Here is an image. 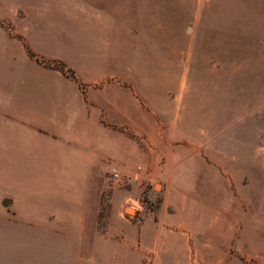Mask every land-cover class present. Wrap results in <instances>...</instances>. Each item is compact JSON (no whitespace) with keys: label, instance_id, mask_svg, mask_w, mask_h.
Masks as SVG:
<instances>
[{"label":"rangeland","instance_id":"374dc122","mask_svg":"<svg viewBox=\"0 0 264 264\" xmlns=\"http://www.w3.org/2000/svg\"><path fill=\"white\" fill-rule=\"evenodd\" d=\"M154 1L153 19L113 31L82 0H0V110L9 53L45 99L120 101L98 114L96 212L85 183L42 199V222L56 224L42 237L56 244L41 264H264V0ZM133 127L166 129L175 145L109 144Z\"/></svg>","mask_w":264,"mask_h":264},{"label":"crops","instance_id":"0c3cea01","mask_svg":"<svg viewBox=\"0 0 264 264\" xmlns=\"http://www.w3.org/2000/svg\"><path fill=\"white\" fill-rule=\"evenodd\" d=\"M82 1V15L98 13L110 22L113 31L122 20L153 19L152 7L161 4L154 0ZM13 54L9 53L8 58L15 68L10 69L6 101L0 110V264H41L42 260L49 262L55 257L49 250L42 251V246L56 244L54 237H42V230L50 231L51 226H56L42 222V212H47L42 210V199L49 207L51 198L55 200L58 182L66 183L69 192L85 183L86 193H82L84 197L87 194L93 213L96 212L97 193L91 183L94 170L104 157L106 141L98 114L104 109L110 116V109L120 101L95 94L90 95V105L78 95L72 99L64 95L45 99L40 93L39 78L34 73L25 77L13 61ZM110 73L104 68L95 75ZM132 132L128 136L108 132V142L118 144L119 150L127 147L136 151L144 149L137 136H145V143L152 147L147 149L155 148L163 155L175 145L166 129L152 133L133 127Z\"/></svg>","mask_w":264,"mask_h":264},{"label":"built area","instance_id":"2783aa9c","mask_svg":"<svg viewBox=\"0 0 264 264\" xmlns=\"http://www.w3.org/2000/svg\"><path fill=\"white\" fill-rule=\"evenodd\" d=\"M108 179L114 182H121L122 177L120 171L116 167H111L109 169Z\"/></svg>","mask_w":264,"mask_h":264}]
</instances>
